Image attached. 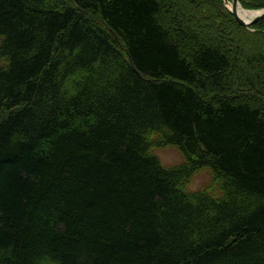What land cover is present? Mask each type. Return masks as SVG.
<instances>
[{"label":"trees","instance_id":"16d2710c","mask_svg":"<svg viewBox=\"0 0 264 264\" xmlns=\"http://www.w3.org/2000/svg\"><path fill=\"white\" fill-rule=\"evenodd\" d=\"M214 2L0 0V264H264V34Z\"/></svg>","mask_w":264,"mask_h":264},{"label":"rangeland","instance_id":"374dc122","mask_svg":"<svg viewBox=\"0 0 264 264\" xmlns=\"http://www.w3.org/2000/svg\"><path fill=\"white\" fill-rule=\"evenodd\" d=\"M264 0H245L249 5V8H245L241 5L243 9L249 11H259L262 9V2ZM225 6L228 8L230 6L231 0H223ZM213 11L215 12L216 17L222 21L224 24L231 26L232 33L242 41L246 42L248 45H252L257 37L261 34H264V17L258 24H250L246 27H238L233 25L230 17L223 10L221 6V0H215L213 5ZM3 63V59L0 57V64ZM151 146L150 152L155 154L163 165L172 167L180 165L184 162V157L180 150L170 144H164L160 141L157 134H151ZM215 184V179L209 168L204 167L196 170L190 178L187 180L185 187L190 190H199L204 188L212 189Z\"/></svg>","mask_w":264,"mask_h":264},{"label":"water","instance_id":"95a60500","mask_svg":"<svg viewBox=\"0 0 264 264\" xmlns=\"http://www.w3.org/2000/svg\"><path fill=\"white\" fill-rule=\"evenodd\" d=\"M238 6H240L239 0H231L230 6L228 7V9L234 16L235 20L241 25L248 26L250 24H253L257 20L261 19L262 17H264V8L259 10L254 15H251L249 17H242L240 16V14H238Z\"/></svg>","mask_w":264,"mask_h":264},{"label":"bare ground","instance_id":"6f19581e","mask_svg":"<svg viewBox=\"0 0 264 264\" xmlns=\"http://www.w3.org/2000/svg\"><path fill=\"white\" fill-rule=\"evenodd\" d=\"M258 11H249L246 9H243L241 6H238V14H240V16L242 17H249L251 15L256 14Z\"/></svg>","mask_w":264,"mask_h":264}]
</instances>
